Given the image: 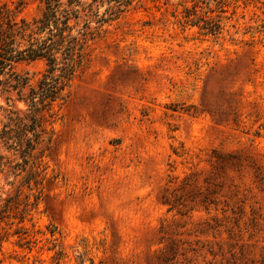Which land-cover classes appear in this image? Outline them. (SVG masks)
<instances>
[{
  "label": "rangeland",
  "instance_id": "1",
  "mask_svg": "<svg viewBox=\"0 0 264 264\" xmlns=\"http://www.w3.org/2000/svg\"><path fill=\"white\" fill-rule=\"evenodd\" d=\"M105 28L53 108L42 184L0 173V264H264V0H137Z\"/></svg>",
  "mask_w": 264,
  "mask_h": 264
},
{
  "label": "trees",
  "instance_id": "2",
  "mask_svg": "<svg viewBox=\"0 0 264 264\" xmlns=\"http://www.w3.org/2000/svg\"><path fill=\"white\" fill-rule=\"evenodd\" d=\"M42 1L44 9L31 20L17 19L6 2H0V173L11 177L7 183L17 195L24 186L32 189L42 184L43 160L53 144L54 106L70 97L73 80L88 64L106 24L137 0ZM184 17L206 33L219 32V20L196 9H186ZM35 61L43 62L42 70L20 67ZM61 256V251L56 253L57 264ZM79 257L82 264L83 256Z\"/></svg>",
  "mask_w": 264,
  "mask_h": 264
}]
</instances>
